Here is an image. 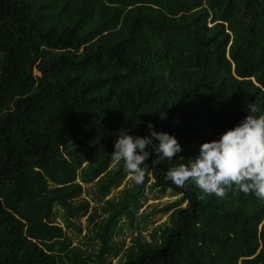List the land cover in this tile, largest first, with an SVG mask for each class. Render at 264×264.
<instances>
[{
    "label": "trees",
    "instance_id": "1",
    "mask_svg": "<svg viewBox=\"0 0 264 264\" xmlns=\"http://www.w3.org/2000/svg\"><path fill=\"white\" fill-rule=\"evenodd\" d=\"M253 103L264 0H0V264H264V200L166 177ZM148 122L182 151L107 199L129 175L114 141ZM82 217L87 254L67 245Z\"/></svg>",
    "mask_w": 264,
    "mask_h": 264
},
{
    "label": "clouds",
    "instance_id": "2",
    "mask_svg": "<svg viewBox=\"0 0 264 264\" xmlns=\"http://www.w3.org/2000/svg\"><path fill=\"white\" fill-rule=\"evenodd\" d=\"M247 113L217 138L200 143L196 154L188 157L186 163L170 167L167 179L181 187L190 182L203 196L223 198L234 187L264 200V112L253 103ZM146 127L148 134L143 137L120 131L111 154V162L123 161L136 184L143 182V165L150 156L154 157L152 164L157 165L163 160H172L182 151L174 134L155 130L151 122Z\"/></svg>",
    "mask_w": 264,
    "mask_h": 264
},
{
    "label": "rangeland",
    "instance_id": "3",
    "mask_svg": "<svg viewBox=\"0 0 264 264\" xmlns=\"http://www.w3.org/2000/svg\"><path fill=\"white\" fill-rule=\"evenodd\" d=\"M36 74V73H35ZM126 186H131V177L130 175H127L125 180L122 182V184L120 185V187L114 191H111V193L108 195V198L107 199H111V198H115L116 196H118V193ZM82 189H83V193L81 195V199H86L88 202H89V210H88V213H90V211L92 210V208L94 207L93 205V201L91 199V194L89 193V196L87 195V192H88V187H86V185H82ZM145 195H146V201L142 200L143 202V205L144 206H151V205H154V204H157L158 201L156 200H153L154 197H152L149 192L147 193V191L145 192ZM159 203H165L167 201H169L168 197H164L163 199H159ZM53 221L59 225L60 227H64L63 224H62V219H61V214H62V211L60 210V208L58 207H55L53 209ZM140 213V210L138 211ZM166 219V216H163V217H159V216H156L155 217V220L162 223L164 220ZM79 224L81 226V229H82V234L80 237H75V232L71 231V232H66L67 233V245H68V248L69 249H80V251L84 252V253H89L94 244L85 240V238H82L85 231L87 230V228H90L91 227V223L88 222V220H86V217H82L80 220H79ZM94 222H96L94 220ZM157 222V223H158ZM152 227H148L146 228L145 232L142 234L143 237H146L147 238V235L148 233L151 231ZM127 233H125L126 235ZM125 245L128 246L130 244L129 242V237L128 236H125ZM128 235V234H127ZM111 264H116V260H113L111 262Z\"/></svg>",
    "mask_w": 264,
    "mask_h": 264
},
{
    "label": "built area",
    "instance_id": "4",
    "mask_svg": "<svg viewBox=\"0 0 264 264\" xmlns=\"http://www.w3.org/2000/svg\"><path fill=\"white\" fill-rule=\"evenodd\" d=\"M63 228V227H62Z\"/></svg>",
    "mask_w": 264,
    "mask_h": 264
}]
</instances>
